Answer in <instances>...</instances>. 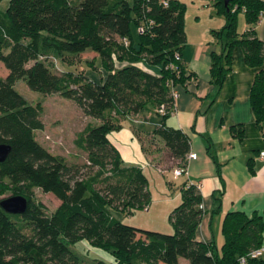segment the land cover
Returning <instances> with one entry per match:
<instances>
[{"label": "trees", "instance_id": "obj_1", "mask_svg": "<svg viewBox=\"0 0 264 264\" xmlns=\"http://www.w3.org/2000/svg\"><path fill=\"white\" fill-rule=\"evenodd\" d=\"M3 1L0 62L8 72L0 77V143L9 144L11 149L0 162V190L11 188L25 196L27 208L23 214H10L0 207V264H179V256L191 264H238L240 256L262 242L261 217H247L239 211L224 216L220 246L196 239L204 210L199 208L200 191L194 183L187 185L188 181L181 187L180 203L169 215L172 233L139 229L116 215L132 214L150 202L143 170L124 164L108 139L123 119L164 105V114L157 113L161 123L153 133L180 162L185 163L190 152L188 136L164 123L175 108L173 90L195 78L181 58L186 42L183 3L168 0V6H163L161 0H6L3 9ZM214 7L225 22L211 31L220 47L210 53L211 80L217 89L221 86L231 70L232 50L240 47L245 63L256 69L249 101L256 125L261 128L264 42L254 27L264 13V1L231 0L224 5V0H214ZM241 12L250 25L243 34L237 32ZM146 18L153 19V24L139 33L137 29ZM88 49L100 58L105 69L102 83L82 72L54 71L43 60L51 53L57 58L65 59V53L79 57ZM137 63L158 66L159 74L143 70ZM22 78L31 90L70 99L85 116L99 121L89 124L77 137V146L86 153L83 164L50 152L35 139L34 132L44 128L43 106L29 103L14 88ZM231 131L240 138L243 127L232 126ZM205 146L223 181L221 163L208 138ZM35 188L53 194L59 205L46 213L45 206L33 199ZM83 239L108 251L114 261L88 257L72 248ZM247 264H264V258L248 256Z\"/></svg>", "mask_w": 264, "mask_h": 264}, {"label": "crops", "instance_id": "obj_2", "mask_svg": "<svg viewBox=\"0 0 264 264\" xmlns=\"http://www.w3.org/2000/svg\"><path fill=\"white\" fill-rule=\"evenodd\" d=\"M178 1L195 9L192 23L197 28L190 36L186 31L185 19L186 42L181 49L182 61L195 78H190L185 86L175 88V108L164 123L181 129L188 136L190 152L196 153V158L187 161L186 174L175 178L172 168L179 160L170 155L164 142L153 133L160 125L161 117L145 110L123 119L121 127L111 131L108 139L118 149L124 164L140 166L148 180L150 199L154 195L157 197L153 208L148 205L141 209L147 213V217L131 225L143 230L172 233L169 215L181 201V187L187 181L199 182L204 213L195 237L198 240L214 241L220 246L223 242L221 224L228 212H243L247 217L258 215L264 224V164L258 157L264 122L261 128L256 125L249 101L256 69L245 63L242 49L234 47L231 70L217 89L210 76V53L220 50V47L217 40L212 39L211 31L224 25V17L217 14L214 0ZM249 27L244 14L239 13L237 32L243 34ZM254 28L259 39L264 42V13ZM91 55L96 58L95 54ZM137 65L150 73L159 74L157 66L147 68L143 63ZM75 108L80 111L78 107ZM96 123H99L97 119L86 121L78 131L76 124H69L67 134L73 133L77 138L89 124ZM238 125L243 127L240 138L231 131L232 126ZM205 138L211 141L216 158L221 163L223 181L217 176L215 164L206 152ZM48 140L43 136V143L38 141L52 151L47 147ZM62 141L60 133L57 142ZM79 243L91 250L93 256L114 261L112 254L92 246L87 240L83 239ZM178 262L180 264L179 257Z\"/></svg>", "mask_w": 264, "mask_h": 264}, {"label": "rangeland", "instance_id": "obj_3", "mask_svg": "<svg viewBox=\"0 0 264 264\" xmlns=\"http://www.w3.org/2000/svg\"><path fill=\"white\" fill-rule=\"evenodd\" d=\"M78 1V0H73ZM131 1V0H129ZM7 1L2 2V8L4 9L7 6ZM184 4V3H183ZM195 9L188 5L184 4V23L185 19L187 20V32L191 36L195 33L197 26L193 24L195 18ZM197 20V19H195ZM132 33L135 36V42L137 43V35L135 34V28L131 25ZM212 39L213 37L211 35ZM91 54H95L91 50H86L79 57L72 55L71 53H65L67 57L57 58L54 54H48L43 60L54 70V71H74L84 73L90 80L96 83H102L105 77V69L102 66L101 60L99 57H96L91 62ZM152 67V66H150ZM148 68V67H147ZM157 68H159L157 66ZM7 69L0 62V77H4L7 74ZM14 88L31 104L41 103L43 106V111L41 118L44 122L45 128L39 129L34 132L35 139L43 143V136L46 137L49 142H47V147L52 150L50 152L57 153L64 156L67 160L76 162L77 164H83L86 160V153L77 146V138L73 133H68L69 124H76V130L78 131L83 127L86 121L95 120L92 117H86L82 111L77 110L75 107L76 104L67 98L61 97L58 94H43L39 91L31 90L26 83L25 79H19L16 81ZM145 111L157 114L156 109L148 108ZM159 116V115H158ZM70 121V122H69ZM61 126V127H59ZM60 133L63 136L62 142H57L58 135ZM45 134V135H44ZM78 137V136H77ZM54 138V139H53ZM74 138L76 140L74 141ZM56 139V140H55ZM53 140V141H52ZM262 147L264 146L263 139L261 137ZM261 147V148H262ZM153 190V188H152ZM2 193L0 192V200L7 198L13 195H17L11 188H1ZM157 198L155 195L150 199L149 206H154ZM33 199L36 202H40L45 206L46 213L52 212L60 203V201L51 193H45L39 188L33 190ZM143 212V213H141ZM141 209H136L132 214L127 213H116L117 217L122 220L124 223L131 225L132 223H140L144 218L147 217V213H144ZM72 248L81 254H87V256H93L94 253L90 250H87L81 243L76 242L72 245ZM180 264H191L188 259L183 256H179Z\"/></svg>", "mask_w": 264, "mask_h": 264}, {"label": "built area", "instance_id": "obj_4", "mask_svg": "<svg viewBox=\"0 0 264 264\" xmlns=\"http://www.w3.org/2000/svg\"><path fill=\"white\" fill-rule=\"evenodd\" d=\"M161 3L163 6H168V0H161ZM145 20L146 21H144L143 25H140L137 29V31L139 33H142L148 25L150 26L153 24V19L146 18ZM124 42L127 43L126 40H124ZM172 95L176 101L177 93L175 90H173ZM156 111L159 114H164V111H165L164 105L159 106L156 109ZM262 139L264 142V135L262 136ZM258 157L261 160V162L264 164V146L259 150ZM195 158H196V153L190 152L187 154V157H186L187 160L185 163L178 161L177 164L174 165V167L172 168L173 176L176 178V177H179V176L186 174L187 173V161L190 159H195ZM193 183H194L195 187L200 191L201 185L199 182L188 181L187 185H191ZM199 208L204 210L202 204H199ZM248 256L253 257V258H260V257L264 258V241H262L257 247L252 248L246 255L240 256L238 258V264H247V257Z\"/></svg>", "mask_w": 264, "mask_h": 264}, {"label": "water", "instance_id": "obj_5", "mask_svg": "<svg viewBox=\"0 0 264 264\" xmlns=\"http://www.w3.org/2000/svg\"><path fill=\"white\" fill-rule=\"evenodd\" d=\"M231 0H224L227 5ZM11 147L9 144L0 143V162L7 157ZM0 207L10 214H23L27 208V199L25 196L17 194L0 200Z\"/></svg>", "mask_w": 264, "mask_h": 264}]
</instances>
